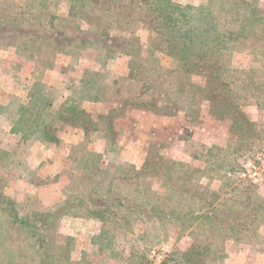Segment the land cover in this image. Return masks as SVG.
<instances>
[{"label": "trees", "instance_id": "16d2710c", "mask_svg": "<svg viewBox=\"0 0 264 264\" xmlns=\"http://www.w3.org/2000/svg\"><path fill=\"white\" fill-rule=\"evenodd\" d=\"M140 29L147 33L145 46L137 36ZM252 42L264 51V9L248 0H205L200 6L182 0H23L21 4L0 0V51L27 50L36 57V48L41 46L55 55L98 48L111 57L138 54L141 59L155 52L171 57L177 68L166 75L175 79L171 87L180 83L174 93L184 96L186 105L181 111H192L185 113V117L193 121L199 111L192 104L197 99L207 103L212 119L232 124L237 147L234 152H247L264 137L261 138L264 131L258 130L243 111L249 105L244 96L259 92L252 83H264V78L255 82L250 77L252 72L243 76L229 64L231 54L243 53ZM133 66L130 62L131 72ZM191 76L203 79L204 85L189 84ZM90 90L88 96L81 93L79 98L73 93L64 95L68 92L65 91L55 111L51 108L53 99L44 91L30 89L24 98L17 92L0 96V171L8 172L6 160L10 155H19L15 168L24 167L26 162L21 154L30 145H58L64 127L80 129L85 137L100 133L97 120L103 117L98 115L93 120L85 110L101 101L99 93L91 94ZM143 95L139 92L134 98L140 111L155 105L154 112L160 116L176 115L177 108L165 109L176 101L161 103L162 109L156 99L145 103ZM255 104L259 107L262 103L256 100ZM111 135V131L104 132L100 139L86 140L88 144L96 140L104 144L97 151L81 152L78 161L83 172L77 182L82 186L72 188L67 200L54 210L18 203L6 195L7 186L0 181V264H59L58 251L64 264H93L96 257L114 254H120L124 264H149L143 262V255L134 260L133 251L126 249L127 241L116 240V231L133 234L137 223L178 224L180 232L200 224L209 225L211 234L205 246L173 251L160 264H222V247L216 246L219 239L235 240L258 220L260 227L264 226V213L257 212L264 208V201L259 200L260 208H249L241 216L234 206L216 203L217 196L202 200L194 189L187 190L182 184L184 177L192 178L183 171L184 165L176 164L182 168L178 173L172 169L174 163L156 153L142 157L139 168L124 162L120 167L115 165L121 171L110 174L114 161L123 162L122 149L116 147L119 140ZM3 138L11 140L10 151L1 147ZM218 156L219 152L210 148L201 160L210 168L233 173L236 159ZM155 178L161 184L155 185ZM168 179L174 184L171 190L178 194L173 201L167 192H159L166 190ZM251 198L256 197L248 194L241 204ZM252 210L254 219L248 223L243 219L250 217ZM76 212L102 224L100 232L92 237L89 252L81 251L78 259L74 258V239L58 234L56 229L62 219ZM215 230L220 233H214Z\"/></svg>", "mask_w": 264, "mask_h": 264}, {"label": "rangeland", "instance_id": "374dc122", "mask_svg": "<svg viewBox=\"0 0 264 264\" xmlns=\"http://www.w3.org/2000/svg\"><path fill=\"white\" fill-rule=\"evenodd\" d=\"M13 1L21 4L23 0ZM182 1L200 6L205 0ZM248 1L264 9V0ZM137 36L140 43L145 46L147 33L140 29ZM36 50V57L32 55L33 52L27 50L0 51L2 93L0 96L4 94L9 96V93L17 92L16 95L24 98L30 89L44 91L53 99L51 108L55 111L60 104L59 97L65 91L68 92L64 95L73 93L79 98L81 93L88 96V90L92 89L89 92L95 95L99 93L101 101L86 106L85 110L90 113L93 120H97L98 115L103 117L97 120L101 124V132L90 133L85 137L80 129L73 126L64 127L63 133L59 135L58 145L28 146L21 154L26 162L22 168L14 167L19 155H10L6 160L8 172L0 171V181L7 186L5 193L8 197L29 208L54 210L67 200L72 188L80 189L82 186L77 182L83 172L78 161L81 152L97 151V148L104 144L100 140L88 144L86 140L98 139L104 132L111 131V136L119 140L116 147L122 149L123 162L114 161L109 167L110 174L121 171L119 167L124 162L139 168L142 157L153 156L156 153L166 162L174 163L172 169L178 173L182 172V168L176 164L184 165L183 171L192 178L188 180L184 177L182 184L186 185L187 190L194 189L195 195L200 196L202 200L217 196L216 203L224 202L225 206H234L232 208L240 213L236 214L241 216L247 214L249 208H260L259 200L264 201V133L261 135L263 139L252 144L249 151L234 152L237 147L232 124L228 120L212 119L208 113L207 103L197 99L192 104L193 109L199 111L197 119L192 121L191 118H186L185 113L192 114V111L186 109L181 111L182 106L186 105L184 96L181 93H174L180 83L175 88L171 87L170 83H175V79L172 75H166L177 68L171 57L158 52L154 55L146 54L141 59L138 54L132 57L125 55L111 57L98 48L57 55L41 46ZM130 62L134 65L132 72L129 68ZM229 64L230 68L238 70L243 76L252 72L250 77L255 78V82L264 78V51L253 42L248 43V48L243 53L231 54ZM189 82L195 86L204 85V80L197 76H191ZM252 84L259 92L253 96L248 93L244 96L249 105L244 107L243 111L256 124L258 130L264 131V83ZM139 92L144 94L142 99H145V103L156 99L162 109L161 103L176 101L172 107L165 108H177L176 115L171 118L160 116L154 112L157 108L155 105L145 107L148 111H140L134 100ZM133 100L132 104H124L125 101ZM256 100L262 103L261 106L255 104ZM120 133L122 137L118 136ZM144 134L146 136H143ZM1 142L2 148L9 149L11 140L3 138ZM210 148L219 152L218 157L225 155L226 158L236 159L237 166L232 165L233 173H230V170L210 168L209 164L205 165L202 162V156ZM113 157L114 155L111 159ZM192 169H199V172L192 173ZM153 182L155 185L161 184L156 178ZM173 185L168 179L166 190L159 191L167 192L172 197L170 201L178 196L171 190ZM248 194L254 195L257 199L251 198L248 203L241 204ZM254 212L243 220L251 223ZM257 212L264 213V208ZM83 213L76 212L62 219L56 227L58 234L70 235L74 239L72 245L75 249V259L81 258V251L89 252L92 237L102 228L101 223ZM260 223L258 220L248 225L250 229L242 232L235 240L224 242L218 240L216 246L222 247L221 253L224 255L222 264H264V226L260 227ZM133 228V234L116 231L118 238L116 240L127 241L126 249L133 251L134 260H137V256L143 255V262L148 261L149 264H160V261L173 251L186 252L192 246L202 248L206 245V238L211 234L209 225L205 224L194 226L184 232H180L178 224L137 223ZM213 232L220 233L216 230ZM216 246L213 245V248L217 249ZM57 254L59 264H64L60 251ZM93 261V264H124L120 260V254L96 257Z\"/></svg>", "mask_w": 264, "mask_h": 264}]
</instances>
